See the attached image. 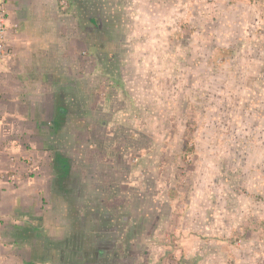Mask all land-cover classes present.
<instances>
[{
    "label": "rangeland",
    "instance_id": "1",
    "mask_svg": "<svg viewBox=\"0 0 264 264\" xmlns=\"http://www.w3.org/2000/svg\"><path fill=\"white\" fill-rule=\"evenodd\" d=\"M50 7L97 17L106 49L71 41V108L48 146H71L83 232L109 219V264H264V0Z\"/></svg>",
    "mask_w": 264,
    "mask_h": 264
},
{
    "label": "crops",
    "instance_id": "2",
    "mask_svg": "<svg viewBox=\"0 0 264 264\" xmlns=\"http://www.w3.org/2000/svg\"><path fill=\"white\" fill-rule=\"evenodd\" d=\"M54 1L32 0L34 9L29 0H13L15 12L6 18L0 39V264H43L26 255L30 245L17 236L22 228L56 240L70 226L52 198L55 173L48 144L59 91L71 108V41L83 42L86 35L71 14L50 7Z\"/></svg>",
    "mask_w": 264,
    "mask_h": 264
},
{
    "label": "trees",
    "instance_id": "3",
    "mask_svg": "<svg viewBox=\"0 0 264 264\" xmlns=\"http://www.w3.org/2000/svg\"><path fill=\"white\" fill-rule=\"evenodd\" d=\"M29 2L33 8L36 7L32 0H29ZM44 7L47 10L48 5L45 4ZM87 20L88 23L84 19L82 22L78 21V24L85 31V44L93 45L101 52L105 51L106 49L98 39L97 34L98 28L96 24H98L99 20L92 15ZM32 27L35 28V26ZM42 54L45 55L44 52ZM22 71L29 78L31 77V70L28 66H25ZM68 110L69 106L63 99L62 91H59L56 99L55 116L52 121L53 133H58L65 122H67ZM72 163L73 158L71 155L58 147L53 148L52 166L55 175L51 181V193L53 200L64 208V211L72 220L70 233L60 240H52L36 234L30 227H24L19 230L17 236L25 239L29 243L30 249L27 253H23L28 254L30 261L42 262L43 264H109L111 262L107 256L109 244L103 238V234H110L111 230H101L105 224L110 227L108 225L109 219L105 218L104 222H100V226L97 228L100 229V234L94 232L86 234L80 228L77 213L78 208L83 205L79 201L82 195V180L79 175L70 171ZM77 250L80 252V259L68 258L67 251L75 254L74 252Z\"/></svg>",
    "mask_w": 264,
    "mask_h": 264
},
{
    "label": "built area",
    "instance_id": "4",
    "mask_svg": "<svg viewBox=\"0 0 264 264\" xmlns=\"http://www.w3.org/2000/svg\"><path fill=\"white\" fill-rule=\"evenodd\" d=\"M4 20H5L4 15L0 13V39H2L4 35V29H5ZM0 50H1V44H0Z\"/></svg>",
    "mask_w": 264,
    "mask_h": 264
}]
</instances>
